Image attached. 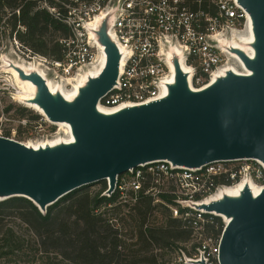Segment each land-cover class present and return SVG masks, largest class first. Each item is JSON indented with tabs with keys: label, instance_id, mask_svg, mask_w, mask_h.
Returning <instances> with one entry per match:
<instances>
[{
	"label": "water",
	"instance_id": "water-1",
	"mask_svg": "<svg viewBox=\"0 0 264 264\" xmlns=\"http://www.w3.org/2000/svg\"><path fill=\"white\" fill-rule=\"evenodd\" d=\"M238 3L251 20L253 51L231 52L248 73L226 72L201 91L189 87L174 58L175 83L165 98L100 113L97 107L116 84L121 59L106 23L98 33L105 66L72 102L53 95L40 75L19 70L21 79L38 88L34 103L51 122L68 124L73 141L31 149L0 138V198H25L44 213L70 193L106 179L112 193L117 176L147 163L167 160L188 168L251 158L264 163V0ZM203 209L228 220L219 264H264V188L254 197L245 187L238 198L223 196Z\"/></svg>",
	"mask_w": 264,
	"mask_h": 264
},
{
	"label": "built area",
	"instance_id": "built-area-1",
	"mask_svg": "<svg viewBox=\"0 0 264 264\" xmlns=\"http://www.w3.org/2000/svg\"><path fill=\"white\" fill-rule=\"evenodd\" d=\"M53 1L61 5L64 13L48 6L46 0H41L42 8L65 23L72 33L68 39L60 40L66 47L64 61L34 53L20 43L6 18L0 22V138L25 146L29 141H36L41 120L32 113H37L32 108L35 104L22 100V90L5 68L25 63L28 70L22 71L29 75L32 69L42 65L48 79L49 74L61 83L74 79L85 68L98 64L101 54L106 63L105 47L98 36L106 23L107 35L121 57L120 71L116 84L99 105L108 110L146 105L167 96L168 86L175 79L174 58L187 66L185 74L192 86L195 84V90L205 89L212 77L236 56L231 52L235 47L223 38L226 34L232 36L234 32L246 30L249 16L238 0ZM203 2L205 9H202ZM191 5H196L197 9L193 10ZM16 14L19 15V11ZM7 41L17 61L5 54ZM175 50L179 56L173 54ZM103 183L107 188L102 195L116 194L117 205L125 211L142 199L152 200L156 210L145 227L153 218L157 219V224L163 223L162 212L167 211L170 218L180 221L183 229L191 231L188 245L196 244V256L189 258L181 251L182 256L173 264H195L199 260L219 264L223 232L220 236L209 233L218 216L203 206L216 202L217 194L241 183L263 189L264 163L251 158L188 168L164 160L140 165L117 176L112 193L108 192L109 179ZM222 221L226 226L225 218Z\"/></svg>",
	"mask_w": 264,
	"mask_h": 264
},
{
	"label": "trees",
	"instance_id": "trees-1",
	"mask_svg": "<svg viewBox=\"0 0 264 264\" xmlns=\"http://www.w3.org/2000/svg\"><path fill=\"white\" fill-rule=\"evenodd\" d=\"M46 1L48 6L64 13L58 2ZM191 8L196 10L197 6L191 5ZM205 8L206 3L203 2L202 9ZM4 18L25 47L40 56L64 61L66 47L60 40L68 39L72 35L71 30L42 8L41 0H0V22ZM106 188L104 183L97 194L76 190L45 213L25 198L3 200L0 202V239L8 242L10 249H17L13 244L20 238L12 228L2 225L4 218L14 216L38 242L43 254L59 253L65 264H170L172 260L177 261L174 254L181 250V244L190 242L191 231L183 229L180 221L170 218L167 211L162 212L163 223L157 224V219L153 218L145 227L156 210L152 200L142 199L124 212V208L117 205L116 194L111 197L102 195ZM101 208L103 211L99 212ZM122 213L124 218L120 219H128L137 229L136 240L132 244L119 239L117 230L111 225L112 220ZM214 223L209 233L220 236L224 223L220 217H215ZM120 249L127 253H122ZM156 250L158 254L154 253ZM182 251L193 258L197 254V246L194 245L191 251Z\"/></svg>",
	"mask_w": 264,
	"mask_h": 264
},
{
	"label": "bare ground",
	"instance_id": "bare-ground-1",
	"mask_svg": "<svg viewBox=\"0 0 264 264\" xmlns=\"http://www.w3.org/2000/svg\"><path fill=\"white\" fill-rule=\"evenodd\" d=\"M252 24H251V20L250 17L248 16V20H247V27L244 33L241 34H236L235 32L233 33V35L229 38L230 39V43L232 47H235L236 49L241 50L244 53H252V48L250 47V44H252L254 42V38H253V34H252ZM225 41L227 40L226 38H223ZM173 54H176L177 56H179L178 54V50H175V52H173ZM232 59L234 61L229 62L222 71L218 72L217 74H215L212 79H211V84L214 83L218 78H222L226 76V72L229 71H233L235 74H247V70L241 65L239 59L237 56H232ZM179 60V58H178ZM17 66H13L11 65L10 68H5L6 73L10 74L12 77H14L16 79L17 85L20 88L21 91V98L22 100L28 101L29 103H33L35 104L34 107H32L37 114H41V116H44L46 118V120L54 125L60 126L61 128H64L65 133L68 136V139H66L65 141H46V142H36V141H29V145H27L29 148L31 149H39V148H47V147H55L61 144H69L73 141V137L71 135V131H70V126L66 123H53L51 122L47 116L45 115V113L43 112V110H41V108L34 103L37 99L38 96V88L36 85H34L31 81L25 80V79H21L19 76V70H24L27 71L28 70V66L25 63H16ZM179 65L181 70L186 73L187 70V66L183 63L182 60H179ZM105 66V56L104 54H101V56L99 57L98 60V64H94L93 66L89 67L88 71L85 73H81L77 78L74 79H68L66 81H64L63 83H67V85L72 86V90L69 93H65L64 86L63 83L59 84L56 83L48 78L45 77V73L44 70L42 69V65H39V68L36 67L34 69H32V73L38 74L40 75L43 79H45L46 84L49 88V90L51 91V93L53 95H61L65 100H67L68 102H72L76 96L79 94V91L81 88H83L84 86H86L88 80L90 78H94L96 76H98L100 74V72L102 71V69ZM18 68V69H17ZM175 83V80L172 81V84ZM188 84L189 87L193 90H195V88L192 86L190 79L188 80ZM168 95V94H167ZM166 97V96H165ZM132 107V106H130ZM122 109V108H120ZM120 109H115V110H108L103 108L102 106L98 105L97 110L102 113V114H113L118 112ZM59 127V128H60ZM249 186V189L252 193V195L254 197L258 196L260 194V192L263 190L261 187L259 186H255L254 184L248 185V184H244L241 183L240 185H237L233 188L227 189L224 193H220L217 194L214 198V201H218L221 199L222 195L223 196H228L229 198H238L240 191L244 188V186ZM247 188V187H246ZM222 218H225L224 216L220 215ZM225 221L227 222L228 220L225 218Z\"/></svg>",
	"mask_w": 264,
	"mask_h": 264
},
{
	"label": "rangeland",
	"instance_id": "rangeland-1",
	"mask_svg": "<svg viewBox=\"0 0 264 264\" xmlns=\"http://www.w3.org/2000/svg\"><path fill=\"white\" fill-rule=\"evenodd\" d=\"M244 32L245 30L237 34H241ZM230 37H231L230 34H226L227 41H230L229 39ZM7 47L8 48L5 51V54H7V56L11 60L17 61V57L15 56V54L13 52H10V44L8 41H7ZM88 69L85 68L82 74L87 72ZM49 79L56 83L62 84L59 80H56L52 74H49ZM63 86H64L63 90L65 91V93H69L72 90V86L67 85L66 82L63 83ZM193 87L197 89L195 84L193 85ZM15 108L18 107L15 105ZM32 113L36 116H39V119L41 120L38 128L39 133L36 138V142L42 143L46 141H65L66 139H68V136L65 133L64 128H61L60 126L48 122L44 116H41V114H37L34 112ZM103 184H104L103 182L95 183L83 187L77 190V192H89L90 194H97L102 190ZM3 200L4 199L0 198V202H2ZM102 211L103 210L101 208L99 212ZM123 215L124 214L122 213V215H120L118 218H115L116 220H112L111 225L114 226L115 228L114 230H117L119 239H121L126 244H130V243L132 244V242H135L136 240L134 236L137 235V231H136L137 229L133 225V223L128 219L125 220L120 219ZM122 218H124V216ZM105 219L108 220L109 217H105ZM2 221H3L2 225L5 228H12L20 239H18L13 244L14 246H17V249L15 248L10 249L8 246V242H5V240L0 239V264H65V262L62 261V257L59 255V253H51V255L43 254V252H41V247L39 246L38 242L27 232L26 227L16 217L14 216L6 217ZM194 245L196 244H191V245L181 244L179 246L181 250L177 251V253L174 254L175 257L177 256L176 259L182 256L181 253L182 250L186 249L187 251H191V248ZM120 251L122 253L125 252L127 253V251H124L123 249H120ZM174 261L175 260H172L171 263H173Z\"/></svg>",
	"mask_w": 264,
	"mask_h": 264
}]
</instances>
